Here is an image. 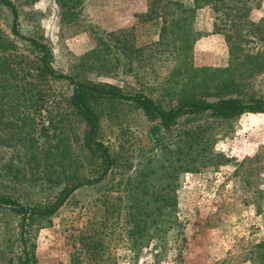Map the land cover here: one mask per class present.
<instances>
[{
	"label": "rangeland",
	"instance_id": "1",
	"mask_svg": "<svg viewBox=\"0 0 264 264\" xmlns=\"http://www.w3.org/2000/svg\"><path fill=\"white\" fill-rule=\"evenodd\" d=\"M10 1L20 34L50 47L56 74L141 92L166 109L200 79L209 93L213 81L229 80L264 100V58H255L264 56V0L237 24L213 5L192 19L166 1ZM11 25L0 5V195L40 209L100 170L84 148L73 86L49 76ZM231 54L246 68L233 69ZM90 105L111 167L53 215L26 220L33 264H252L264 241V114L182 117L155 139L158 119L136 104ZM21 220L0 205V264L21 255ZM129 230H140L136 253L127 249Z\"/></svg>",
	"mask_w": 264,
	"mask_h": 264
},
{
	"label": "trees",
	"instance_id": "2",
	"mask_svg": "<svg viewBox=\"0 0 264 264\" xmlns=\"http://www.w3.org/2000/svg\"><path fill=\"white\" fill-rule=\"evenodd\" d=\"M169 2L175 6L176 10L190 14L189 17L194 18V14L197 10L202 9L208 5L213 7L227 8L231 19L234 23H238L243 14L241 11L251 6V4L258 3L260 0H191L188 4H182L178 1L171 0H151L150 4L157 2ZM0 5L10 11L12 15L11 33L13 36L21 41L27 42L34 51L39 53V60L43 70L51 77L56 79H65L73 86V93L70 97V103L76 109V114L85 123L87 132L84 137V148L90 157L96 160L98 163L97 169L100 170L99 175L94 180H81L75 184L64 188L55 197V199L43 208H23L12 198L0 195V205L10 206L16 209L22 214L20 241H21V255L18 256L15 264H33L35 262L34 245L28 244L29 238L26 235V220L34 215L49 217L56 213V211L62 207L66 200L73 194L74 191L84 187L98 184L101 182L108 173L112 159L108 152L107 147L98 139L100 121L97 114L91 108L90 102L92 100L107 99L123 102H132L142 108L147 115L152 119H158V124L153 126L151 134L153 138L158 139L159 133L162 129H170L176 122L182 117H197L199 115L207 114L213 118H230L236 117L245 113L250 114H264V100L249 96L247 94H239L235 89V83L229 80H217L213 81L216 86H212L214 92L208 91L209 87L205 86V79L193 81L195 85L187 96L178 98L179 101L170 106V108H162L156 104L152 99L148 98L141 92L127 93L122 88L102 83H91L86 81H80L73 76L56 74L51 67L52 53L50 47L42 42H39L32 38H26L20 34L18 29V11L15 5L10 0H0ZM151 5V6H152ZM63 6V4H61ZM150 6V7H151ZM165 26L162 30L164 31ZM256 59H263L264 56L258 55ZM245 61H241L240 58L231 54L230 65L233 69L246 68ZM253 69V68H252ZM191 71L197 73L195 68H191ZM219 81V82H218ZM202 86L206 89L199 90ZM186 90H183L184 92ZM160 139V138H159ZM146 220H143V224L146 226ZM138 223L136 227H138ZM138 232V235L136 234ZM147 234V233H146ZM149 235V234H148ZM140 230H129L128 239L132 242L127 248L129 251L136 253L137 241L140 239ZM249 260L252 264H264V241L260 242L252 250Z\"/></svg>",
	"mask_w": 264,
	"mask_h": 264
}]
</instances>
